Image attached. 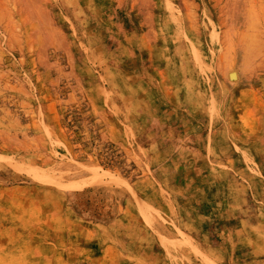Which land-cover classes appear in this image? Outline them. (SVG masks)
Wrapping results in <instances>:
<instances>
[{
    "label": "rangeland",
    "instance_id": "1",
    "mask_svg": "<svg viewBox=\"0 0 264 264\" xmlns=\"http://www.w3.org/2000/svg\"><path fill=\"white\" fill-rule=\"evenodd\" d=\"M0 264H264V0H0Z\"/></svg>",
    "mask_w": 264,
    "mask_h": 264
}]
</instances>
